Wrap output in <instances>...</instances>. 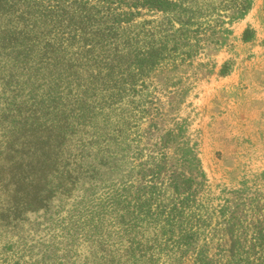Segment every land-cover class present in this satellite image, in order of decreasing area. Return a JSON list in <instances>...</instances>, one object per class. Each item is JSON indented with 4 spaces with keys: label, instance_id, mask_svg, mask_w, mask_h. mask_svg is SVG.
<instances>
[{
    "label": "trees",
    "instance_id": "trees-1",
    "mask_svg": "<svg viewBox=\"0 0 264 264\" xmlns=\"http://www.w3.org/2000/svg\"><path fill=\"white\" fill-rule=\"evenodd\" d=\"M172 6L0 0V264H185L189 251L193 264L219 263L194 247L186 198L156 204L148 188L96 177L121 152L108 131L128 73L154 65L134 50L132 9ZM256 231L223 264H264Z\"/></svg>",
    "mask_w": 264,
    "mask_h": 264
},
{
    "label": "rangeland",
    "instance_id": "rangeland-1",
    "mask_svg": "<svg viewBox=\"0 0 264 264\" xmlns=\"http://www.w3.org/2000/svg\"><path fill=\"white\" fill-rule=\"evenodd\" d=\"M172 3L132 9L134 50L154 65L128 73L108 131L121 152L96 177L156 204L186 198L194 247L223 264L264 228V0Z\"/></svg>",
    "mask_w": 264,
    "mask_h": 264
}]
</instances>
